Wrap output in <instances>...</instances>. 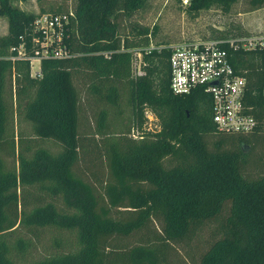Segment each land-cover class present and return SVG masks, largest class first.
<instances>
[{
  "label": "trees",
  "instance_id": "1",
  "mask_svg": "<svg viewBox=\"0 0 264 264\" xmlns=\"http://www.w3.org/2000/svg\"><path fill=\"white\" fill-rule=\"evenodd\" d=\"M37 1L40 13L72 8L77 21L65 41L71 54L41 59L40 74L33 76L29 59L11 56L17 55L21 37L33 54L37 14L0 0V15L9 23L8 33L0 36V264H166L168 241L186 237L195 224L218 217L227 207L223 237L200 264H264V173L243 174L245 139L238 134V150L209 151L205 135L222 134L213 123L211 95L201 88L184 95L172 92L171 52L143 51L160 45L150 41L148 29L134 28L133 40L122 39L115 17L143 8L148 0H72L69 9L52 4L50 11L42 5L45 0ZM238 1L189 0L186 9L191 15L212 7L230 12ZM245 3L244 12L264 7V0ZM141 34L145 40L136 41ZM247 34L243 26H233L214 29L208 38ZM223 47L236 70L248 75L249 93L261 91V51ZM136 51L146 62L142 76L133 70ZM83 74L89 75V92L99 105L89 150L81 141V96L75 83ZM124 90L130 116L114 131L110 114L122 112ZM147 108L160 129L135 139L129 132L143 127ZM15 117L35 136L57 143V149L21 145L17 165L9 166L3 154L15 155ZM94 150L108 173L101 188L81 169L84 155ZM168 156L178 161L169 169L163 164ZM153 215L163 219L162 237L126 249L111 246L113 237L142 230ZM44 235L45 245L40 244Z\"/></svg>",
  "mask_w": 264,
  "mask_h": 264
},
{
  "label": "rangeland",
  "instance_id": "2",
  "mask_svg": "<svg viewBox=\"0 0 264 264\" xmlns=\"http://www.w3.org/2000/svg\"><path fill=\"white\" fill-rule=\"evenodd\" d=\"M12 4L14 7L27 13L38 15L41 12V4L37 0H12ZM52 4H55L56 7L62 6L65 9H69L72 5V0H45L42 3L47 11H50L48 9H50V5ZM188 5L189 0H148L145 6L139 10L130 13H118L115 18L122 39L127 35L133 40L135 32L132 30L134 28L140 31L148 29L150 41L160 45H169L184 39L208 38L214 29L224 30L233 26L235 28H242L243 26L249 33L264 32V7L244 12L246 10L245 0L235 3L230 12H225L218 7H212L202 10L196 15H191L187 11L186 7ZM8 25L7 17L0 15V36L8 33ZM153 32H155V35ZM136 36H138V39H135L136 41L140 40L143 42L145 40L144 34ZM34 63V69H31L32 72L38 70L39 67V61L35 60ZM75 83L81 96V141L84 148L89 150L93 146V130L99 110L98 98L89 92L90 79L88 74H83L81 77L76 78ZM123 97L122 112L110 114V122L114 123V131H117L121 120H126L130 116V110L125 100V90L123 91ZM147 113L152 114V121L147 117ZM145 116L146 121H149L152 129L158 130L160 128L159 119L149 108L145 110ZM237 136L209 133L205 135L204 140L209 151L218 149L221 151H234L238 150L241 145ZM241 136L246 141L244 147L248 153V160L242 172L249 178H255L264 173V133H251ZM14 137L15 155L13 156L7 152L3 154V158H5L9 166L13 164L17 165L16 158L21 145L28 144L30 149L43 146L54 150L57 149V143L35 136L31 126L20 120L18 121L16 117ZM21 139L22 141H20ZM218 144H220V147H218ZM94 152L87 154V156L84 155L81 169L101 188L102 184L108 180V173L104 165L105 163H103L99 154L96 153L97 151ZM177 163V159L171 156L166 157L163 161L164 167L167 169L174 167ZM36 194L38 193L36 192ZM228 212L229 207L225 208L218 217L195 224L186 237L168 241L164 253L166 264H200L203 254L216 240L223 237L221 224L223 219L228 215ZM162 235L163 219L161 216L153 215L142 230H137L126 237H113L111 239V246L117 249L142 246L147 244L151 239L160 238ZM32 237H35V235L32 234ZM45 243H48L47 235L41 236L40 239V244L45 245Z\"/></svg>",
  "mask_w": 264,
  "mask_h": 264
},
{
  "label": "built area",
  "instance_id": "3",
  "mask_svg": "<svg viewBox=\"0 0 264 264\" xmlns=\"http://www.w3.org/2000/svg\"><path fill=\"white\" fill-rule=\"evenodd\" d=\"M76 21L72 8L64 13H39L34 20L31 34L33 54L27 53L25 38L21 37L20 44L14 48L17 55L11 58L29 59L32 70L35 60L39 61L38 70L31 71L33 76L39 75L41 59L64 58L71 54L65 41L70 37L71 26L75 27ZM224 44L234 50L261 51L263 59L261 91L253 90L249 93L248 75L236 70L231 62L229 50L223 47ZM163 48L171 52L169 62L172 92L184 95L201 88L209 93L212 99L213 123L219 133L230 135L264 133V32L222 40L184 39L169 45L151 44L142 50L149 53L151 50ZM105 55L108 56V53ZM145 65L141 51H136L133 58L136 76L145 74L143 68ZM146 115L149 120H153L152 114ZM158 130L152 129L149 121H146L142 128L139 126L132 128L130 135L135 139H142L145 132Z\"/></svg>",
  "mask_w": 264,
  "mask_h": 264
}]
</instances>
